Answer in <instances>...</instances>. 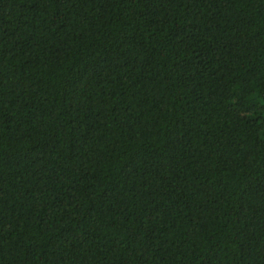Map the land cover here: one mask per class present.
<instances>
[{
  "label": "trees",
  "instance_id": "1",
  "mask_svg": "<svg viewBox=\"0 0 264 264\" xmlns=\"http://www.w3.org/2000/svg\"><path fill=\"white\" fill-rule=\"evenodd\" d=\"M0 264H264V0H0Z\"/></svg>",
  "mask_w": 264,
  "mask_h": 264
}]
</instances>
